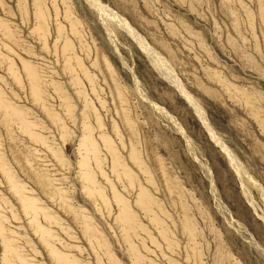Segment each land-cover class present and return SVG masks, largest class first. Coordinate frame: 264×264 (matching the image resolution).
I'll list each match as a JSON object with an SVG mask.
<instances>
[{"label":"rangeland","instance_id":"rangeland-1","mask_svg":"<svg viewBox=\"0 0 264 264\" xmlns=\"http://www.w3.org/2000/svg\"><path fill=\"white\" fill-rule=\"evenodd\" d=\"M100 1L242 176L87 0H0V264H264V0Z\"/></svg>","mask_w":264,"mask_h":264},{"label":"bare ground","instance_id":"bare-ground-1","mask_svg":"<svg viewBox=\"0 0 264 264\" xmlns=\"http://www.w3.org/2000/svg\"><path fill=\"white\" fill-rule=\"evenodd\" d=\"M89 4L96 9L98 13H100L102 18L104 19L105 25L107 24V21L110 20L113 21L114 23L118 24L123 30H125L134 40L135 42L141 47L143 52L147 55L149 58L150 62L159 71V74L168 80L170 84H172L178 91L179 93L190 103V105L193 106L195 109L198 117L202 120L203 124L207 128L212 140L227 154L230 163L238 176H242L241 173L244 170L242 164L238 160V158L232 153V151L226 146L217 136L215 135L213 129L210 127L207 117L202 110L199 102L197 99H195L183 86L181 80L175 73L172 65L170 62L165 59L164 57L161 56V54L153 47L151 46L148 41L143 37L132 25L121 15L117 14L115 11H113L111 8L108 6L104 5L100 0H87ZM109 26V24H108ZM109 29V27H107ZM110 30V29H109ZM108 30V31H109ZM111 35V31L109 32ZM154 108L158 109L159 112L160 110L163 111L161 108L157 107V105H153ZM163 113V112H162ZM180 128V127H179ZM182 131V130H181ZM90 178V175L88 176ZM92 178V177H91ZM241 180V178H239ZM242 185H244L242 183ZM146 195V196H145ZM247 196V195H246ZM140 198L142 201H146L145 198H147V194H145V191L141 193ZM251 198V197H250ZM249 198V201L253 203V200ZM140 199V201H141ZM121 200V199H120ZM148 200V199H147ZM122 201V200H121ZM125 208V207H124ZM124 214L122 218L124 220H128L130 218V211L128 209H125V212L122 213ZM264 221V210H262L261 215L258 214ZM133 219V218H132ZM129 221V220H128Z\"/></svg>","mask_w":264,"mask_h":264}]
</instances>
